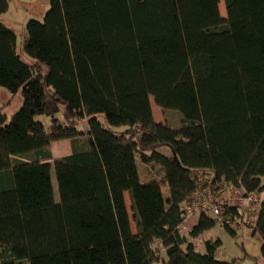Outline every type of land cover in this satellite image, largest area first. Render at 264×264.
I'll list each match as a JSON object with an SVG mask.
<instances>
[{
	"label": "trees",
	"instance_id": "16d2710c",
	"mask_svg": "<svg viewBox=\"0 0 264 264\" xmlns=\"http://www.w3.org/2000/svg\"><path fill=\"white\" fill-rule=\"evenodd\" d=\"M223 2L49 0L23 53L0 22V85L23 97L0 106V264H242L215 256L217 223H247L264 264V0ZM200 173L258 194L255 224L227 205L183 231Z\"/></svg>",
	"mask_w": 264,
	"mask_h": 264
},
{
	"label": "rangeland",
	"instance_id": "374dc122",
	"mask_svg": "<svg viewBox=\"0 0 264 264\" xmlns=\"http://www.w3.org/2000/svg\"><path fill=\"white\" fill-rule=\"evenodd\" d=\"M8 1V9L7 11L0 13V22H3L8 27L12 28L17 34V42H18V51L23 53L22 45L26 40V31H25V23L30 18H35L38 20H42L47 9L50 6L49 0H7ZM220 11L223 16L226 15L225 6L223 0H220ZM22 95L21 93H17L12 96L11 93L0 85V106L10 103L5 107L4 112L6 114L11 115L13 111H15L22 104ZM152 108L158 121H164L165 117H168L169 122L173 124H178L180 120V115L171 111L166 113V116L163 113L161 107L155 104L153 97H150ZM63 117V113L59 115ZM38 119L44 121L45 124L49 122V118L45 115L38 116ZM54 148L59 153H64L68 150V144L65 142H57L55 143ZM163 154L169 155L171 151L167 147H161L159 149ZM138 170L140 173L141 179H146L148 173L146 166L142 164L139 160L137 161ZM52 179L54 184V189L57 194V182L55 178L54 172L52 173ZM168 194V191H165V195ZM126 201L128 207H130V199L129 195L126 196ZM198 215L195 216L191 221L189 219L186 222L184 228H181L183 231H186L197 219ZM246 224H242L241 226L235 227L236 234H230L225 228L217 223L211 230L207 231L205 234L206 237L216 239H221V245L217 249L215 256L222 260H232L239 259V262L242 264H258L262 262L263 258L260 253L261 247V238L259 234H253L251 227L246 226ZM132 228L135 231V223L132 220ZM201 251L204 250V246H199ZM153 264H162L161 262H155Z\"/></svg>",
	"mask_w": 264,
	"mask_h": 264
},
{
	"label": "built area",
	"instance_id": "2783aa9c",
	"mask_svg": "<svg viewBox=\"0 0 264 264\" xmlns=\"http://www.w3.org/2000/svg\"><path fill=\"white\" fill-rule=\"evenodd\" d=\"M192 178L193 187L183 206V222L180 224V228H184L189 219L201 212L220 217L227 205L237 208L238 221L245 219V221L255 224L261 203L258 194L247 191L241 185L230 184L225 180L214 181L212 176L205 173L192 176ZM258 178L260 186H264V175H259ZM197 241L199 244L203 243L204 237H198Z\"/></svg>",
	"mask_w": 264,
	"mask_h": 264
},
{
	"label": "crops",
	"instance_id": "0c3cea01",
	"mask_svg": "<svg viewBox=\"0 0 264 264\" xmlns=\"http://www.w3.org/2000/svg\"><path fill=\"white\" fill-rule=\"evenodd\" d=\"M156 118V117H155ZM58 142H65V144H68V150L66 151V152H64V153H59L55 148H54V146H55V144L53 145V153H54V155L55 156H60V155H65V154H68L69 152H70V142H69V140H63V141H58ZM57 143V142H56ZM127 192L125 193V198H126V196H127ZM127 202V201H126ZM194 217H192V219H193ZM191 219V221H193ZM197 221V219L194 221V222H192V224L193 223H195Z\"/></svg>",
	"mask_w": 264,
	"mask_h": 264
}]
</instances>
